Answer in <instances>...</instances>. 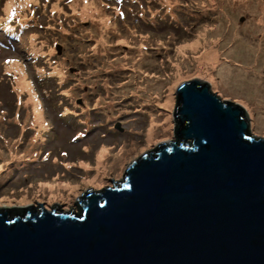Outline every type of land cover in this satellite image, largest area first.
<instances>
[{"label":"rangeland","instance_id":"1","mask_svg":"<svg viewBox=\"0 0 264 264\" xmlns=\"http://www.w3.org/2000/svg\"><path fill=\"white\" fill-rule=\"evenodd\" d=\"M237 1L0 0V21L7 14L14 25L27 26L20 45L0 31V209L79 214L81 198L109 187L139 157L168 142L175 91L187 81L209 84L221 99L241 105L251 134L264 139V92L236 93L239 82L225 92V84L216 86L194 71L188 59L199 53L177 54L204 30L236 25L237 41L220 55L239 75L249 57L227 53L239 54L243 43L261 38V30L250 29L257 24L253 16L264 12V0L234 6ZM119 6L124 19L114 11ZM225 13L232 22H225ZM26 48L34 59L43 51L45 63L29 70ZM181 62L188 67L179 68ZM259 72L263 78L254 81L264 82V68ZM146 79L161 85L160 91L148 94ZM241 80L254 84L253 78ZM101 151L108 160L98 157Z\"/></svg>","mask_w":264,"mask_h":264},{"label":"water","instance_id":"2","mask_svg":"<svg viewBox=\"0 0 264 264\" xmlns=\"http://www.w3.org/2000/svg\"><path fill=\"white\" fill-rule=\"evenodd\" d=\"M175 95L168 143L78 218L0 210V264H264V139L201 81Z\"/></svg>","mask_w":264,"mask_h":264},{"label":"bare ground","instance_id":"3","mask_svg":"<svg viewBox=\"0 0 264 264\" xmlns=\"http://www.w3.org/2000/svg\"><path fill=\"white\" fill-rule=\"evenodd\" d=\"M239 1L241 0H238L233 5L236 6L239 3ZM253 18L254 20L257 21V24L255 25L253 29H250V32L252 33L253 31L261 30V38H263L264 37V12H262L260 16H253ZM224 20L225 22H232V16H229L227 13H225ZM103 21L106 22L107 24L109 23V19L106 16L102 17V22ZM10 26L11 25H6L7 28H9ZM235 26L236 25H233V28L228 31L221 29L220 26L214 31L204 30L198 34V37L194 42H192L191 44L189 43L185 44V47L180 46L179 50L177 51V54L184 55L186 53H191V51H193L194 54L199 53L197 57L188 59V61H192L193 65L196 64L194 71L198 72L199 74H205L206 76H209L210 80L216 86H219V84H225L227 86L225 89L223 88L225 92H228L232 88V84L239 82L242 86L238 87V90L234 91L236 93L242 94L245 88L251 89L252 92L254 93L255 92L263 93L264 92V87H263L264 82H261V81L255 82L254 80H257V78H259V80L263 78L261 75H259L260 74L259 70L261 68H264V45H263L264 39L260 40L261 39L260 38L259 40H256L255 43H248V44L243 43V47L245 49L242 50L239 54H237L236 52L233 54L232 52L233 50L228 51L227 54L233 57L237 55H247L246 58L249 57V59L245 61L246 66H243L242 69L238 70L239 75L235 76L231 68L229 67L228 63L221 60L220 54H222V49H225L226 47H228L229 43L233 42V44H235V42L237 41L234 38L236 37L239 31L238 29L236 30ZM23 28L25 30L27 26H24ZM0 31H2L1 23H0ZM226 34H228V38L223 39V37H225ZM11 36H12V33H11ZM26 50L29 52L31 57H29L27 54H24L25 59L27 61H30L32 59V62L27 63V64H29L30 66L33 65L35 67H38L41 64L45 63L44 61H45L46 55L44 54L43 51H38L37 53H39V55L34 59L32 52L28 50L27 48ZM187 65L188 63L181 62L179 64V68H181L182 66L188 67ZM214 72H217V76L215 75ZM227 72H231L235 77L229 76ZM236 78H238V81L236 80ZM243 78L245 79L253 78L254 84L250 87L249 83L245 84L242 82L241 79ZM146 83L147 84L150 83L145 88V89L149 88L147 90L148 94H152L153 92L160 91L161 85H159L157 82L152 83L151 80L146 79ZM229 95H231V93ZM253 99L256 104H260L259 98H257V96H254ZM171 101L172 100H169L166 104H170ZM261 102L264 104V101H261ZM54 108L56 111L61 109L59 102H57L54 105ZM38 118H41V117L38 116ZM102 156H105V159L103 160V162L109 159L108 155L107 154L105 155L103 151H101L98 154V157H102ZM117 165L119 164L116 163L112 165L111 167H115ZM93 179L91 181H93ZM49 185H52V184L49 183ZM74 187L75 186L73 187L71 186L68 189H64V187H61L60 189H55V187L54 188L52 187L50 188V191L60 193L66 190H72Z\"/></svg>","mask_w":264,"mask_h":264},{"label":"clouds","instance_id":"4","mask_svg":"<svg viewBox=\"0 0 264 264\" xmlns=\"http://www.w3.org/2000/svg\"><path fill=\"white\" fill-rule=\"evenodd\" d=\"M176 100H177V98H176ZM224 103V102H223ZM229 104V103H228ZM230 105V104H229ZM231 106L232 107H238L239 106V104H235V103H231ZM239 107H241L242 108V110L244 111V118H245V120H246V122H247V124H248V133H250V138H254L255 136H254V134L252 133L251 134V131L249 130V119H248V115H247V113H246V110L240 105ZM255 138H257V139H262V138H258V137H255ZM158 147V146H157ZM152 152V151H151ZM82 199V198H81ZM80 201V200H79ZM79 201H78V204H76L78 207H79V209H80V203H79ZM1 210V209H0ZM15 210H24V213L23 214H25V211L26 210H32V211H35L36 212V210L34 209V208H31V207H25V208H18V209H15ZM1 211H4V210H1ZM5 212V211H4ZM7 213V212H6ZM72 214H76V213H71V214H69L68 216H70V217H73V215ZM64 215H66V214H64ZM76 215H78V214H76Z\"/></svg>","mask_w":264,"mask_h":264},{"label":"trees","instance_id":"5","mask_svg":"<svg viewBox=\"0 0 264 264\" xmlns=\"http://www.w3.org/2000/svg\"><path fill=\"white\" fill-rule=\"evenodd\" d=\"M6 16H7V14H6ZM35 40H37V39H35ZM34 40V41H35ZM24 62H27V63H31L32 62V59L30 60V61H27L26 59H24L23 60ZM26 63V64H27ZM27 66L29 67V70H32V66L33 65H29V64H27ZM46 76V75H45ZM36 78H38V75H37V77ZM37 87L39 88L40 87V85H37ZM41 91L39 90V93H40ZM39 96H40V94H39ZM179 106V105H178ZM185 147H191V143H189V142H187L185 145H184ZM5 212H7V214H8V216L10 217V218H12L13 216H15V214H16V212H24V210H8V211H6V210H4ZM17 215V214H16ZM73 215V217H76V218H78V216L76 215V214H72Z\"/></svg>","mask_w":264,"mask_h":264},{"label":"flooded vegetation","instance_id":"6","mask_svg":"<svg viewBox=\"0 0 264 264\" xmlns=\"http://www.w3.org/2000/svg\"><path fill=\"white\" fill-rule=\"evenodd\" d=\"M223 99V98H222ZM224 101H228V102H230V100H228V99H223ZM231 103H233V102H231ZM76 206V205H75Z\"/></svg>","mask_w":264,"mask_h":264}]
</instances>
